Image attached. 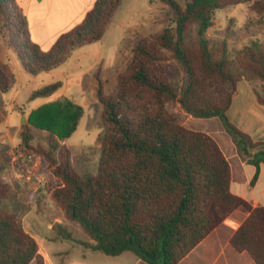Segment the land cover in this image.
Here are the masks:
<instances>
[{"label":"trees","instance_id":"1","mask_svg":"<svg viewBox=\"0 0 264 264\" xmlns=\"http://www.w3.org/2000/svg\"><path fill=\"white\" fill-rule=\"evenodd\" d=\"M172 11V26L141 38L114 93L99 80L106 132L96 175L76 171L67 141L84 116L81 105L61 98L41 105L21 132L16 159L0 155V203L9 195V166L35 180L31 194L40 208L45 193L64 217L81 227L90 242L75 240L53 222L58 239L108 256L133 253L147 264H178L235 210L249 212L230 243L264 264V206L253 207L231 190L232 169L217 141L186 128L178 106L197 119H220L242 159L255 167L254 186L264 165V143L256 142L228 117L240 81H261L264 90V40L255 37L232 53L227 38L232 22L214 43L209 31L217 11L248 4L264 25V0H161ZM122 0H96L84 20L44 51L29 36L28 22L16 0H0V30L26 73L36 76L63 64L70 53L100 41ZM13 76L0 62V91L8 93ZM63 86L54 82L33 91L29 101L47 99ZM264 105V98L257 93ZM31 127L48 133L47 146H33ZM39 163L31 170L25 157ZM43 178V184L39 181ZM0 264H48L36 238L17 218L0 209Z\"/></svg>","mask_w":264,"mask_h":264},{"label":"rangeland","instance_id":"2","mask_svg":"<svg viewBox=\"0 0 264 264\" xmlns=\"http://www.w3.org/2000/svg\"><path fill=\"white\" fill-rule=\"evenodd\" d=\"M177 1L183 4V0ZM172 18L171 9L161 0H122L100 41L76 48L63 64L36 76L24 71L17 54L9 48L6 36L0 30V62L14 78L8 93L0 91V155L12 162L21 145V131L28 124L29 115L41 105L67 98L81 105L85 112L76 132L67 141L76 171L81 175H96L106 132L103 106L96 94L99 80L105 94L114 93L118 87V77L132 59L138 41L172 26ZM260 19L261 16L253 12L248 4L230 6L216 12L215 25L210 29L209 36L214 39V43L225 39L222 32L232 22V29L236 31L237 37L226 40L234 53L247 45L253 35L264 40V25L252 27L251 34L244 32L246 24ZM57 81H61L63 86L52 98L29 101L33 91ZM259 95L264 98L263 88L259 89ZM169 109L183 115V122L187 126L190 124L189 118L195 123L199 120L186 114L178 106L170 104ZM31 130L32 145L48 147V133L36 127H31ZM16 146L18 147L14 150ZM8 171L4 182L9 186L10 192L1 201L0 209L13 214L23 229L36 238L40 254L48 264H57L62 256L67 255L68 262L72 264L98 263L110 258L73 241L58 239L57 232L52 227L53 222L67 227L75 240L91 241L79 225L67 220L63 211L49 202L45 193L42 196L48 203H41L40 208L33 203L31 194L35 188L34 178L20 175L12 165ZM43 180L39 179L42 184Z\"/></svg>","mask_w":264,"mask_h":264},{"label":"crops","instance_id":"3","mask_svg":"<svg viewBox=\"0 0 264 264\" xmlns=\"http://www.w3.org/2000/svg\"><path fill=\"white\" fill-rule=\"evenodd\" d=\"M16 1L27 19L30 38L44 51L49 50L62 34L80 24L96 2V0ZM261 88V81L246 79L240 81L228 117L235 126L248 133L256 142L264 143V105L260 103L257 95ZM188 121L189 126L182 121L186 128L211 135L221 147L232 169V192L247 200L253 207L264 206V165L261 167L256 184L252 186L256 169L242 159L220 119H199L195 123L189 118ZM248 216L249 212L242 208L235 210L178 264H256L247 252H237L230 243L232 236ZM57 264L72 263L68 262L67 255L62 256ZM83 264L147 263L133 253L126 252L118 256H110L109 259L98 263Z\"/></svg>","mask_w":264,"mask_h":264},{"label":"built area","instance_id":"4","mask_svg":"<svg viewBox=\"0 0 264 264\" xmlns=\"http://www.w3.org/2000/svg\"><path fill=\"white\" fill-rule=\"evenodd\" d=\"M25 161L31 164L30 165L31 170H35L38 165L39 159L38 157L34 155H29V156H26Z\"/></svg>","mask_w":264,"mask_h":264},{"label":"water","instance_id":"5","mask_svg":"<svg viewBox=\"0 0 264 264\" xmlns=\"http://www.w3.org/2000/svg\"><path fill=\"white\" fill-rule=\"evenodd\" d=\"M25 122V118H23V123Z\"/></svg>","mask_w":264,"mask_h":264}]
</instances>
